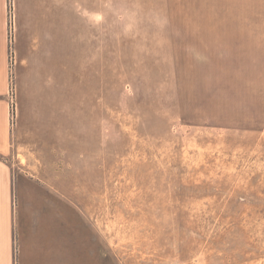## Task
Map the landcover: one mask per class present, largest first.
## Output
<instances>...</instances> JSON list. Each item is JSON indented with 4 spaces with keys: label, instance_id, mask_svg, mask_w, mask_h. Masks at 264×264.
Instances as JSON below:
<instances>
[{
    "label": "rangeland",
    "instance_id": "obj_1",
    "mask_svg": "<svg viewBox=\"0 0 264 264\" xmlns=\"http://www.w3.org/2000/svg\"><path fill=\"white\" fill-rule=\"evenodd\" d=\"M14 264H264V0H7Z\"/></svg>",
    "mask_w": 264,
    "mask_h": 264
},
{
    "label": "crops",
    "instance_id": "obj_2",
    "mask_svg": "<svg viewBox=\"0 0 264 264\" xmlns=\"http://www.w3.org/2000/svg\"><path fill=\"white\" fill-rule=\"evenodd\" d=\"M7 0H0V156L11 153L13 110L10 103ZM0 264H14L13 177L0 158Z\"/></svg>",
    "mask_w": 264,
    "mask_h": 264
},
{
    "label": "built area",
    "instance_id": "obj_3",
    "mask_svg": "<svg viewBox=\"0 0 264 264\" xmlns=\"http://www.w3.org/2000/svg\"><path fill=\"white\" fill-rule=\"evenodd\" d=\"M9 97H10L11 108H12V110H13V105H14V103H13V98H12V91H11V88H10V94H9Z\"/></svg>",
    "mask_w": 264,
    "mask_h": 264
}]
</instances>
